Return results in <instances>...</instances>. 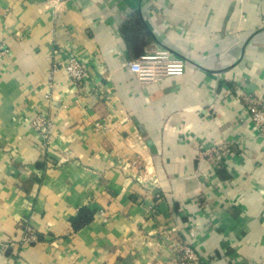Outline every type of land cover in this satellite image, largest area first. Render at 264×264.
Here are the masks:
<instances>
[{"label":"crops","instance_id":"1","mask_svg":"<svg viewBox=\"0 0 264 264\" xmlns=\"http://www.w3.org/2000/svg\"><path fill=\"white\" fill-rule=\"evenodd\" d=\"M0 42V264H176L180 243L207 264H264L248 113L264 97V0H0ZM68 48L96 90L58 73L47 101ZM159 50L184 72L140 81L127 61ZM224 140L238 149L216 168L201 148Z\"/></svg>","mask_w":264,"mask_h":264},{"label":"built area","instance_id":"2","mask_svg":"<svg viewBox=\"0 0 264 264\" xmlns=\"http://www.w3.org/2000/svg\"><path fill=\"white\" fill-rule=\"evenodd\" d=\"M68 0H46L53 9H58ZM8 49L0 42V57L7 53ZM59 60H54L49 69L47 79V91L44 93L45 100L49 101L55 87V78L58 73L64 74L80 92L90 93L96 90V83L89 76L82 58L73 49H61L58 51ZM128 69L133 72L140 81L151 82L162 76L181 75L184 72L182 60L171 59L166 50L153 53L145 52L136 58L127 61ZM248 113L256 135L264 142V97L253 99L248 106ZM33 130L37 133L42 143L48 144L53 130V120L46 113H37L30 120ZM95 125L99 127V123ZM237 141L224 140L219 143L203 145L201 153L209 160L212 166L221 167L230 156L238 149ZM102 220L107 216L100 211ZM177 248L176 264H207L203 256L191 245L180 243Z\"/></svg>","mask_w":264,"mask_h":264},{"label":"trees","instance_id":"3","mask_svg":"<svg viewBox=\"0 0 264 264\" xmlns=\"http://www.w3.org/2000/svg\"><path fill=\"white\" fill-rule=\"evenodd\" d=\"M93 212L88 208L83 207L79 210V212L71 218V223L74 228H78L87 222H89L92 218Z\"/></svg>","mask_w":264,"mask_h":264}]
</instances>
